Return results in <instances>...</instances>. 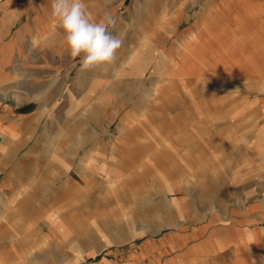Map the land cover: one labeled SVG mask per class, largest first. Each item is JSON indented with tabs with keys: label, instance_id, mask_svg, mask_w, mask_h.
<instances>
[{
	"label": "rangeland",
	"instance_id": "374dc122",
	"mask_svg": "<svg viewBox=\"0 0 264 264\" xmlns=\"http://www.w3.org/2000/svg\"><path fill=\"white\" fill-rule=\"evenodd\" d=\"M84 2L92 20L112 17L122 41L111 63L88 69L69 54L51 2L0 0V108L27 118V138L0 146V195L31 189L37 207L28 216L26 202H0V264H115L165 224L215 231L213 244L214 228L264 194V76L193 71L206 33L196 14L211 0ZM144 9L153 17L140 18ZM136 53L142 70L130 67ZM7 173L15 183L3 185Z\"/></svg>",
	"mask_w": 264,
	"mask_h": 264
},
{
	"label": "crops",
	"instance_id": "0c3cea01",
	"mask_svg": "<svg viewBox=\"0 0 264 264\" xmlns=\"http://www.w3.org/2000/svg\"><path fill=\"white\" fill-rule=\"evenodd\" d=\"M197 10L199 12L201 9ZM203 14L204 25L198 32L204 29L206 33L204 40H198L201 44L198 46L204 50V57L201 64L199 61L197 65L194 64L196 68L193 71L205 75H240L256 81L260 80L261 76H264V0H211L196 14L195 20ZM214 33L216 35H213ZM217 36H221L222 39L219 40ZM220 43L223 44L221 47L218 46ZM217 49L223 51L221 57L212 55V51ZM190 56L191 53L188 63L191 60ZM259 102L261 103V99ZM26 119L24 114L15 113L8 105L0 108L2 148L6 149L10 141L27 138L26 132L18 125ZM18 169L23 172L27 170L22 167H17ZM11 175L13 177H8V173L6 174L3 185L10 180L13 182L15 174L11 173ZM64 184L73 187L67 180L62 186H65ZM159 184L164 185V183ZM154 185L158 186V191H161L158 183ZM174 188L175 186H171L167 191H178ZM43 189L44 187L41 192H44ZM19 191H23L24 194L19 195ZM19 191L5 199L0 195V202L13 204L16 201L15 206L18 210L26 202L28 205L25 214L29 213L28 216L35 214L37 207L32 200L31 189L23 188ZM179 199L180 197H174L169 204L175 205L176 200ZM158 207L159 205H155L151 212L158 210ZM137 209L142 211L141 208ZM236 212V222H228L218 229L214 228L221 234L213 243V247L210 246L213 245L211 241L214 239L215 231L205 233L201 227L172 230L168 224H165L160 226L161 233L158 236L146 238L138 247L136 245L128 250L125 257L115 264H145V261L148 264L149 260L152 264H264V194L248 200L247 205ZM63 216L61 214L60 218L62 219ZM245 220L250 222L249 226H244ZM167 233L169 235H166ZM198 235L200 237L193 240ZM246 236L248 239L245 238ZM49 238L53 239L51 236ZM106 246L97 247L96 253ZM169 251H173L171 255H164V252ZM88 255L95 256L93 253ZM77 261H81V264H105L104 261L85 260V257Z\"/></svg>",
	"mask_w": 264,
	"mask_h": 264
},
{
	"label": "clouds",
	"instance_id": "9594fccd",
	"mask_svg": "<svg viewBox=\"0 0 264 264\" xmlns=\"http://www.w3.org/2000/svg\"><path fill=\"white\" fill-rule=\"evenodd\" d=\"M51 17L63 29L69 54L82 56L84 69L111 63L122 41L112 36L109 25L114 24L110 15L99 22L90 18L84 0H51Z\"/></svg>",
	"mask_w": 264,
	"mask_h": 264
},
{
	"label": "bare ground",
	"instance_id": "6f19581e",
	"mask_svg": "<svg viewBox=\"0 0 264 264\" xmlns=\"http://www.w3.org/2000/svg\"><path fill=\"white\" fill-rule=\"evenodd\" d=\"M44 1H46V2H51V0H44ZM150 14V15H149ZM149 15V16H148ZM144 16H148L149 18H151V17H153L152 16V12H151V10L150 9H144V15H140V18H142L143 19V17ZM180 16V13L178 12V13H176L174 16H172V17H170L169 19H168V21H176V19L178 20V17ZM144 21V20H143ZM144 25V24H143ZM143 25H142V27H143ZM194 30H196V28L194 29ZM192 32L193 31H191V32H189V34L190 35H192ZM143 35H144V33H143ZM146 35V34H145ZM193 37H194V34H193ZM8 38L5 36L4 37V41H9V39L7 40ZM144 58H142V57H140V54H138V53H136V56H135V54L132 56V58H131V63H132V65L130 66V67H136V69H138V70H142V69H144L145 68V63H144ZM16 69V68H15ZM18 194L19 195H22L23 194V192H18Z\"/></svg>",
	"mask_w": 264,
	"mask_h": 264
}]
</instances>
